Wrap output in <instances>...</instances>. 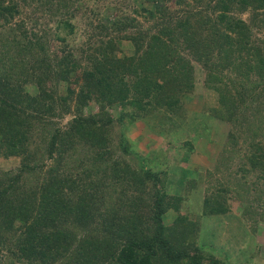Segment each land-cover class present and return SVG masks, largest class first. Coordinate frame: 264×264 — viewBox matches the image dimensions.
I'll list each match as a JSON object with an SVG mask.
<instances>
[{
	"label": "trees",
	"instance_id": "trees-1",
	"mask_svg": "<svg viewBox=\"0 0 264 264\" xmlns=\"http://www.w3.org/2000/svg\"><path fill=\"white\" fill-rule=\"evenodd\" d=\"M31 1L55 18L52 27L22 17L26 0H0V155L21 159L16 173L0 171V264H230L198 242L200 224L183 213L184 196L169 194L161 173L115 159L110 133L119 125L126 151V119L132 125L153 117L148 128L162 134L180 128L182 98L195 89L193 63L217 93L206 116L237 125L264 118V43L238 15L250 10L252 26L264 31V0H174L175 13L169 0L136 2L135 15L153 24L147 32L129 13L104 16L91 0ZM80 13L92 15L85 46L71 37ZM119 41L133 53L119 56ZM243 80L255 86L247 90ZM56 83L66 84L65 95ZM248 102L256 110L247 115ZM68 114L64 127L53 122ZM45 126L38 159L34 140ZM255 138L238 167L244 181L251 172L264 181V140ZM182 147L194 149L188 141ZM28 175H38L31 187ZM236 200L219 189L204 199L202 215H226L240 207ZM262 212L257 224L264 227Z\"/></svg>",
	"mask_w": 264,
	"mask_h": 264
},
{
	"label": "rangeland",
	"instance_id": "rangeland-1",
	"mask_svg": "<svg viewBox=\"0 0 264 264\" xmlns=\"http://www.w3.org/2000/svg\"><path fill=\"white\" fill-rule=\"evenodd\" d=\"M96 1L91 0L90 8L97 10L99 8L104 16L113 17L115 12L119 10L126 14L129 13L130 18L136 19V25L141 32L150 31L153 27L152 23L144 20V15H135L133 12V9L138 5L137 3H145L146 0H106L105 2L101 0L98 4ZM32 2L26 0L21 5L23 8L22 17L26 19L35 16L48 22L52 27V21L55 18L43 15L40 8ZM95 4L97 7H94ZM150 4V2H146V6L150 7ZM168 5L174 13L179 9L174 0H169ZM238 15L251 26L253 40L257 43L260 41L264 43V31L252 26L251 11H245ZM91 16L89 13L85 16L83 13L78 14L75 33L71 36L76 41L75 45H87L91 33L87 26L90 23L87 17ZM57 45L58 43H52V47H57ZM118 47L120 48L119 56L133 53V46L127 41H119ZM193 65L195 67V89L191 94L184 95L182 98L185 118L180 128L170 134H162L157 131L152 132L148 128L147 122L153 123V117L132 125H129L126 119L124 120L126 130L123 137L127 147L125 151L120 144V127L114 124L110 134L115 159L126 161L135 169L142 168L154 173H161L167 192L184 196V201L181 204L183 213L192 222L200 224L198 236L200 244L210 246L219 254H225L230 264H264V227L259 222L257 224V219L264 210V181L259 180L257 182V172H251L247 176V181H244L238 171L239 165L243 162L248 142L256 139L255 135L264 140L263 115L256 114L253 117L254 120L241 125L219 122L206 116L209 109L217 106V93L206 88L205 71L201 65L198 63H193ZM225 75L234 77L232 73L228 72ZM237 82L241 84V80ZM242 85L247 90L255 86L252 81L249 84L245 80H243ZM53 87L59 95L66 94L65 83H56ZM24 88L30 93L34 92V87L30 85H26ZM246 108L247 115L256 110L251 102L246 104ZM259 110L261 108L257 109V111ZM114 115H119L117 108L114 109ZM71 117L72 115L68 114L62 118H55L53 122L59 127H64ZM207 127L209 128L208 134H205L206 131L203 133L198 131ZM49 128V126L43 128L44 134H41L42 128L36 133L33 148L38 152L37 156L35 153V158L41 159L44 155L45 139ZM194 133L199 137L196 140L193 138ZM230 135L240 137L239 145L234 146ZM187 141L192 142L194 148L192 153H188L182 147L183 143ZM20 162V158H4L0 155V171L16 173L20 167ZM44 162L47 167L51 164L50 160H44ZM37 177L38 175H28L27 186L31 187L35 184ZM188 181L191 182L188 183ZM243 182L246 185H243ZM219 189H228L237 199L236 202L240 207L226 215L204 217L202 215L204 199ZM248 189V194H245ZM260 198L263 201L262 206L260 202L258 203ZM240 201L243 203L242 205ZM250 204H253L254 213L247 212ZM242 213L246 217H242ZM175 215L171 212L167 220L171 221Z\"/></svg>",
	"mask_w": 264,
	"mask_h": 264
}]
</instances>
